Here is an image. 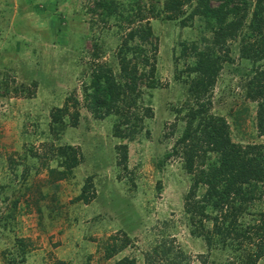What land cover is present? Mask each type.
Returning <instances> with one entry per match:
<instances>
[{"label":"rangeland","instance_id":"374dc122","mask_svg":"<svg viewBox=\"0 0 264 264\" xmlns=\"http://www.w3.org/2000/svg\"><path fill=\"white\" fill-rule=\"evenodd\" d=\"M94 1L0 0V217L11 215L7 227L0 224V264H116L125 257L157 264L162 247L180 264H238L236 238L221 241L214 235L212 245H206L211 224L204 221L199 228L198 215L187 208L190 184L182 159L164 158L183 132L184 114L196 106L195 74L186 68L192 61L188 49L192 44L202 48L201 38L210 37L196 18L186 19L196 0L183 2L174 19L161 13L165 0H153L158 17L145 13L156 39L154 48L144 46L146 56L156 54L146 68L154 67L153 85L146 83L141 90L138 112H149L141 115V128L129 141L112 135V117L98 120L88 114L81 90L92 67H119L116 51L122 37L138 23L121 30L116 19H98L90 11ZM248 1L238 37L227 43L228 56L201 96L210 103L209 113L223 117L233 141L242 144L263 142L255 131V104L246 98V82L238 73L252 64L241 54L244 43L253 41L248 24L254 3ZM58 26L61 34L55 33ZM94 43L101 54L96 61L90 56ZM257 65L264 67V61ZM70 97L80 102V121L56 134L51 111ZM118 145L127 147L125 160ZM62 146L75 148L81 160L58 178L50 171L59 166L53 157ZM88 177L93 198L76 200ZM263 206L254 202L239 221H251ZM16 239L25 241L23 261ZM112 245L110 251L106 246ZM258 264H264V257Z\"/></svg>","mask_w":264,"mask_h":264},{"label":"trees","instance_id":"16d2710c","mask_svg":"<svg viewBox=\"0 0 264 264\" xmlns=\"http://www.w3.org/2000/svg\"><path fill=\"white\" fill-rule=\"evenodd\" d=\"M190 1L165 0L161 13L169 12L166 19H174L180 13L183 2ZM212 1L216 0H196L186 17L187 20L196 18L200 30L208 32L210 37L201 38L200 42L205 44L202 48L192 44L188 49L192 61L186 68L195 74L192 79V92L196 106L184 114L183 132L171 153L164 158L174 155L182 159V169L189 176L190 184L186 200L191 205L187 208L198 215L199 228H204V221L211 224V229L204 235L206 245H212L214 235L220 236L221 241L225 238H236L237 247L233 250L238 264H258L264 257V206L263 210L252 216L251 221L239 220L254 202L264 205V67L257 65L264 61V0H252L254 5L248 24V38L253 41L244 43L241 52L242 57L251 60L252 64L248 71L238 70L246 82L245 96L255 104L254 125L257 137L263 138L262 143L246 144L233 141L227 121L223 117L210 114V103L201 99V96L217 78L222 61L228 56L227 43L238 37V32L248 16L247 7L249 8L250 2L218 0V5L212 6ZM92 6L93 10L90 11L98 19H116L120 28L124 29V24L129 26L134 22L138 23L136 29H131L122 37L116 51L119 67L113 69L111 65H94L88 84L81 90L82 103L88 114L98 120L112 117V135L129 141L141 128V115L149 112V109L142 111L141 115L138 112L137 102L141 97V90L146 83H151L150 87L153 85L150 77L154 67L149 71L146 68L151 66L150 61L155 59L156 54L146 56L149 53L144 46L151 45L154 48L156 39L152 37L145 13L157 17L161 13L155 11L153 0H149L147 5L143 0H127L124 5L118 4L116 0H95ZM61 29L62 26H58L55 33L61 34ZM136 39L140 43L132 44ZM99 51L98 44L94 43L90 56L95 61L100 57ZM79 103L77 99L70 97L63 106L53 109L50 116L51 131L58 134L68 124L77 126L80 121ZM69 104L73 106L70 107ZM119 146H122L121 158L125 160L127 147ZM55 157L59 166L51 169L50 174H55L58 178L70 174L78 165V160H81L80 156L77 157L76 149L70 146L58 147L53 159ZM162 162L160 160L156 164L158 169ZM91 187L92 177H88L76 200L87 202L93 198ZM197 192L200 194L198 201L194 199ZM10 220L11 215L8 213L0 217V224L7 227ZM15 241L22 256L20 261H23L26 254L25 241ZM124 245L125 243L120 248ZM106 247L110 251L114 250L113 245ZM108 249H105L106 256H109ZM169 253L171 254L170 249L162 247V259L155 255L158 258L157 264H180L181 260L174 255L170 257ZM116 264L136 262L125 257Z\"/></svg>","mask_w":264,"mask_h":264}]
</instances>
